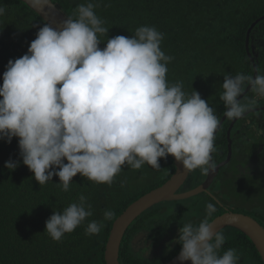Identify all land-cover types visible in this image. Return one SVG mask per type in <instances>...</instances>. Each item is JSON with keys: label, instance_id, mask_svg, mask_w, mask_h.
<instances>
[{"label": "clouds", "instance_id": "9594fccd", "mask_svg": "<svg viewBox=\"0 0 264 264\" xmlns=\"http://www.w3.org/2000/svg\"><path fill=\"white\" fill-rule=\"evenodd\" d=\"M33 3L45 7L50 0ZM95 7L92 2L78 5L76 18L64 14L59 27L44 20L27 52L8 60L0 84V140L18 138L22 162L40 186L57 176L63 191L78 173L111 186L123 167L139 170L148 164L159 170L160 158L168 155L187 171H214L211 154L217 150L215 132L221 121L199 92L187 94L182 82H168L167 64L173 57L160 48L163 34L142 25L131 36H107L101 48L100 36L109 29ZM4 13L0 7V15ZM221 87L225 116L242 118L255 103L241 101L246 88L264 98V70L257 68L255 76L225 75ZM19 163L10 158L5 167L15 170ZM120 179L125 186L124 172ZM205 211L211 216L215 205L206 204ZM92 215L81 194L62 212L53 211L45 231L60 241ZM112 215L105 210L103 218ZM102 227L92 220L85 234H98ZM225 241L223 232L213 230L205 218L198 224L183 223L171 243L181 245L180 262L241 264L236 249L222 251Z\"/></svg>", "mask_w": 264, "mask_h": 264}, {"label": "trees", "instance_id": "16d2710c", "mask_svg": "<svg viewBox=\"0 0 264 264\" xmlns=\"http://www.w3.org/2000/svg\"><path fill=\"white\" fill-rule=\"evenodd\" d=\"M52 1L74 19L78 5L95 4L96 15L109 29L107 35L100 36L101 48L106 45L107 36H131L139 26H154L163 34L161 50L173 57L167 64L168 82H182L187 94L193 89L199 92L217 117L226 110L220 99L224 76L254 74L246 51V34L251 24L264 16V0ZM0 7L5 8L0 15L2 84L8 60L25 54L46 22L21 0H0ZM252 37L260 39L264 48V18L253 28ZM10 158L20 161L15 170L5 167ZM159 163V170L148 164L139 170L123 167L125 186L121 179L116 180L121 172L111 186L89 181L78 173L69 190L63 191L57 176L40 186L22 162L18 138L13 137L11 143L0 140V264H106L105 246L115 219L139 196L165 182L168 172H172L167 168L175 169L171 155L160 158ZM257 188L252 181V202L263 207L255 215L264 218V188L256 191ZM81 194L87 197L93 215L60 241L53 240L45 231L46 220L53 211L62 212L70 203L78 202ZM105 210L112 211L111 219L104 220ZM92 220L102 222L103 227L98 234L86 235L85 228ZM261 224L264 226V222ZM230 230L235 234L228 240L238 242L237 251L244 259L250 257L252 264H264L252 240L237 229Z\"/></svg>", "mask_w": 264, "mask_h": 264}, {"label": "flooded vegetation", "instance_id": "af4514ba", "mask_svg": "<svg viewBox=\"0 0 264 264\" xmlns=\"http://www.w3.org/2000/svg\"><path fill=\"white\" fill-rule=\"evenodd\" d=\"M250 50L255 51L252 57L248 55L255 75V67L264 70V48L261 40L252 35ZM240 99L243 103H255H251L242 118L222 119L225 111L218 115L222 123L214 141L217 150L211 154L215 170L208 174L200 169L190 171L176 194L202 185L205 190L188 198L159 202L132 222L121 242V264L169 263L178 257L181 249L179 243L171 242L178 237L179 227L186 222L198 224L205 218L211 222L228 212L255 216L260 223L264 222V218L255 215L260 214L263 207H256L257 201L252 202V181L259 187L256 191L264 188V98L255 97L249 88ZM167 169L172 171L168 172V180L176 169ZM208 203L215 205V212L206 217L205 205ZM230 228L222 230L226 237L222 251L238 248L237 241L228 240L235 234ZM241 264H252V258L245 260L241 255Z\"/></svg>", "mask_w": 264, "mask_h": 264}, {"label": "water", "instance_id": "95a60500", "mask_svg": "<svg viewBox=\"0 0 264 264\" xmlns=\"http://www.w3.org/2000/svg\"><path fill=\"white\" fill-rule=\"evenodd\" d=\"M21 1L26 3L31 9L37 12L43 20H45L47 23H50L53 27H59L60 23L67 18L52 0H50L49 5L45 7L35 5L33 3V0ZM263 18L264 16L255 20L247 30L246 50L248 52V55L251 57L253 54H255V51L251 52L250 50L251 32L253 28L257 25V23ZM253 48L254 47L252 45V49ZM256 69L257 67H255V74ZM248 89L249 88L244 91L242 96L248 91ZM225 117L226 116H223L222 119H224ZM221 123L222 121L220 122L215 134L219 130ZM173 159L176 166V171L174 172V174L162 185L150 190L149 192L145 193L144 195L140 196L138 199L133 201L115 219L105 248V259L107 264H121L119 261V252L122 238L130 224L145 210L149 209L150 207L159 202L188 198L205 190V187L202 185L192 191L182 194H176V191L181 187L190 171L185 170L182 164L176 161L174 157ZM210 223L212 224L213 230L220 229L222 231L227 227H232L238 229L239 231L247 235L254 243L264 262V227L254 217L244 213L228 212L216 217ZM167 264H191V261L188 260L180 262L177 260L176 257Z\"/></svg>", "mask_w": 264, "mask_h": 264}, {"label": "rangeland", "instance_id": "374dc122", "mask_svg": "<svg viewBox=\"0 0 264 264\" xmlns=\"http://www.w3.org/2000/svg\"><path fill=\"white\" fill-rule=\"evenodd\" d=\"M214 103H215V102H213V101L211 102V104H214ZM209 223H210V222H209Z\"/></svg>", "mask_w": 264, "mask_h": 264}]
</instances>
